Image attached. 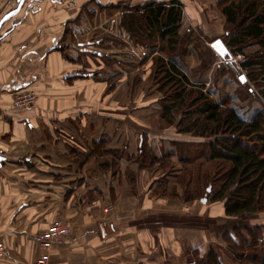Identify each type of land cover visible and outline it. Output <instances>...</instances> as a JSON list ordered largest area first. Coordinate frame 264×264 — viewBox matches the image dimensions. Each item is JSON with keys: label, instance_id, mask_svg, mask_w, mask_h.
<instances>
[{"label": "crops", "instance_id": "obj_1", "mask_svg": "<svg viewBox=\"0 0 264 264\" xmlns=\"http://www.w3.org/2000/svg\"><path fill=\"white\" fill-rule=\"evenodd\" d=\"M170 1L24 0L2 25L0 264H32L41 253L37 234L55 220L72 233L53 245L50 264H176L184 244L204 239L175 223L183 211L166 196L169 183L159 169L152 176L153 161L145 163L164 155L177 161V142L190 143L195 123L174 111L195 110L167 99L182 90L185 98L192 77L179 65L181 56L167 54L168 63L158 50L144 52L147 41L135 44L120 23L124 8ZM175 1L182 11L176 39L187 36L182 45L195 35L207 43L225 33L220 8L232 0ZM17 5L0 0V20ZM103 13L113 14L110 23L97 24ZM210 48L209 58L221 57ZM104 55L115 58L112 65L100 60ZM23 90L37 95L35 104L13 108ZM189 205L197 217L208 216V207Z\"/></svg>", "mask_w": 264, "mask_h": 264}, {"label": "rangeland", "instance_id": "obj_2", "mask_svg": "<svg viewBox=\"0 0 264 264\" xmlns=\"http://www.w3.org/2000/svg\"><path fill=\"white\" fill-rule=\"evenodd\" d=\"M235 2L238 3L240 0ZM222 7L220 8L221 11L223 10ZM262 9L259 7V13H261ZM112 15L103 13V18L96 20L97 24L102 23L104 20L110 23L108 18L112 17ZM242 19L240 17L237 23L231 24L227 20L225 33L219 37H210V39H207V43H205V39H200L199 35H195L191 41L189 40L191 44L186 43L184 46L182 43L186 40L187 36L185 34L184 39L180 42L181 45L176 47L169 42V39L166 42L161 39L156 44L155 38L145 39L149 47H143L144 52L148 53V50L151 49L155 53L158 50V53L163 55V59H166L168 63H170V58H168L167 54L181 56L179 65L184 67L190 77H192L193 81L189 82L191 87L186 92L189 97L186 95V102H183L184 106L180 107V109H195L196 106L202 103V99H198L203 94L212 103L221 108L231 106V103H233L237 113L248 121L256 119L258 114L264 116V69L257 66L248 71L241 66L245 58L255 55L260 56L264 49L262 50L253 41H248L240 46L229 45L231 35L238 32L239 28L237 26ZM118 24L117 26H119ZM118 32L115 31L111 36L116 37L115 34ZM218 38L226 45L231 57L222 58L217 56V54H212L213 58H209V54L213 53L210 45ZM97 39L100 38H96L94 41L96 42ZM186 52L188 56L191 55L187 61L182 59ZM238 53L242 55L240 58ZM102 60L106 65H112L115 58L104 55ZM145 63L142 61V64ZM144 70L146 72L147 66ZM241 77H244L245 80L242 81ZM175 87L177 92L182 89L177 85ZM173 92H175V88ZM231 97L233 98L232 100ZM168 98L167 100L179 103V100L171 97V95ZM196 102L198 103L196 104ZM165 103L168 104L169 102ZM174 112L176 113L175 117L183 118L186 116L185 118H190V123H206L205 119H203L204 116H198L196 112L192 116H188V114L182 115L184 111L175 110ZM161 116L159 115L161 119L166 118V115ZM168 117L172 116L169 115ZM193 127L186 140L190 141V143L177 142L176 144L175 148L179 152L177 161L172 163L166 161L171 158V156L166 155L158 158V161L155 158L153 160L149 158L145 161V163L147 160L150 163L153 161L150 164L153 166L152 176H154L155 170L159 169L157 175L161 173L160 180L164 178L162 180L169 183L166 196L169 197L170 201L175 200L177 208L181 207L183 211L181 216H176L175 223L180 227L182 226V228L190 227L194 230H199L204 235V239L199 242V245L194 243L184 244L182 247L184 253L175 259V263L200 264V260H202L203 264H207L208 255L212 253L218 264H264V213L248 214L245 216L246 219L229 217L225 214L224 200L212 202L214 193L224 183L225 174L230 171L231 166L228 162L210 161L208 159L207 146L213 140V137L204 134L202 126L197 127L196 125ZM248 140L246 141L247 145L250 147L256 146L259 151L264 152V144L262 142ZM112 175L114 178L116 173L113 172ZM166 176L168 178H165ZM194 203L201 207L202 211L208 207V216L197 217V212H192L189 208V204ZM218 204L219 212H211V208L216 207ZM113 208L111 207L110 209ZM171 259L173 261L174 257Z\"/></svg>", "mask_w": 264, "mask_h": 264}, {"label": "trees", "instance_id": "obj_3", "mask_svg": "<svg viewBox=\"0 0 264 264\" xmlns=\"http://www.w3.org/2000/svg\"><path fill=\"white\" fill-rule=\"evenodd\" d=\"M232 1L223 8V13L230 24L237 23L240 17L243 19L238 23V32L231 35L233 38L229 45L240 46L253 41L263 50L264 0ZM176 2H149L124 8L121 25L130 33L135 43H144L145 39L156 35L162 40L169 39L175 47L181 45L176 38L182 11ZM259 7L263 8L261 13L258 11ZM261 53L260 56L245 58L241 63L244 70L250 71L257 66L264 69V50ZM100 60L102 61V57ZM173 78L182 81L185 77L181 75L180 78ZM180 93L177 99L186 102L187 98ZM200 99L202 103L193 110L198 116H204L206 123L197 122L194 126H202L204 134L213 137L207 146L208 159L228 162L231 166L230 171L225 174L224 183L214 193L212 202L224 200L225 214L229 217L246 219L248 214L264 213V152L246 143L251 139L264 144V116L258 114L256 119L248 121L232 105L221 108L203 94L198 100ZM155 160L158 161L156 158ZM207 262L218 264L212 253L208 255ZM200 264H203L202 260Z\"/></svg>", "mask_w": 264, "mask_h": 264}, {"label": "built area", "instance_id": "obj_4", "mask_svg": "<svg viewBox=\"0 0 264 264\" xmlns=\"http://www.w3.org/2000/svg\"><path fill=\"white\" fill-rule=\"evenodd\" d=\"M242 55L239 54L240 58ZM37 95L33 91H18L13 96V108L23 109L31 107L36 102ZM72 228L71 225L65 223L61 220L53 221L46 229L40 231L37 234V242L41 253L39 257L32 264H50V254L53 245L67 236L71 235ZM6 253V246L4 242L0 240V258Z\"/></svg>", "mask_w": 264, "mask_h": 264}, {"label": "water", "instance_id": "obj_5", "mask_svg": "<svg viewBox=\"0 0 264 264\" xmlns=\"http://www.w3.org/2000/svg\"><path fill=\"white\" fill-rule=\"evenodd\" d=\"M17 3H18V5H17V7L15 9H13L10 12H8L7 14H5L1 18V20H0V30H1L2 25L6 21H8L12 17H14L20 11V9L22 8V6L24 4V0H17ZM0 39H1V37H0ZM212 47L222 58H226L227 56L231 57V54H230L228 48L226 47V45L220 39H217L216 41H214L212 43ZM241 80L244 81L245 80L244 77H241Z\"/></svg>", "mask_w": 264, "mask_h": 264}]
</instances>
